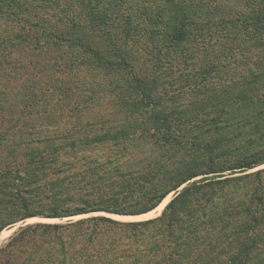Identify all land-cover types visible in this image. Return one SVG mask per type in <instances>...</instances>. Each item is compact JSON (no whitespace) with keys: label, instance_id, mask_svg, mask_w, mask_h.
Returning <instances> with one entry per match:
<instances>
[{"label":"trees","instance_id":"trees-1","mask_svg":"<svg viewBox=\"0 0 264 264\" xmlns=\"http://www.w3.org/2000/svg\"><path fill=\"white\" fill-rule=\"evenodd\" d=\"M32 1L0 0L19 31L8 42L112 87L96 80V121L69 141L0 131V233L35 217L140 216L173 196L144 221L25 225L0 264H264V0H44L51 14ZM234 51L251 69L211 87Z\"/></svg>","mask_w":264,"mask_h":264},{"label":"rangeland","instance_id":"rangeland-1","mask_svg":"<svg viewBox=\"0 0 264 264\" xmlns=\"http://www.w3.org/2000/svg\"><path fill=\"white\" fill-rule=\"evenodd\" d=\"M46 1L49 2L48 0ZM214 1L217 3L221 2V0ZM57 2L59 3V7H62L63 9L67 0H58ZM32 4L36 5L35 7L33 6L34 11L38 10L39 12H48L50 14L55 13V10H52L50 4H47V7L45 8H41V6L45 4L44 0H34L32 1ZM50 23L59 25L58 23H53V20H51L46 23L49 28ZM13 25L0 19V131L20 129L22 134L32 136H37L34 134H40L41 136L46 137L57 132L61 133V136L65 140L69 141L71 139L68 136L70 130L86 121H96V108H99L100 105L99 101L96 103V95L99 96V93L96 94V91L99 92V87H96V80L107 85L108 89V87L111 86L109 85L110 76L106 77L104 74L98 75L94 69H92V71L90 69L85 76L81 73L73 76L66 75L59 73L56 68L52 69V67L45 69L47 67L46 61H48L51 66L54 65L57 67V64L60 65L62 63V57L56 55L53 58L51 50L47 47H40L37 51H32L31 47L28 46H26V48L29 50L14 48V46L8 42L11 41L9 40L11 36L18 34L17 32H19L14 27L15 25ZM12 41L15 42V38L12 39ZM4 45L5 47H3ZM218 49L219 47L216 48V51ZM235 54L236 51L233 52L236 59L234 57L231 60L227 59L223 62V69L225 71L222 74L223 77H216L209 81L211 87L219 88L220 85L230 84L231 81L236 79V77L245 75L248 70L251 69L250 64H243V58H239V54ZM77 82H83L84 84L82 87L75 88ZM214 83H216V85H214ZM46 86L49 90V96L48 93L45 95L43 93ZM60 86L62 88L71 86L73 92L69 93L70 96H63L61 93L62 90H59ZM166 89H169L168 84ZM172 92L171 88L168 93L171 94ZM106 94L107 93L104 91H100L102 97L105 98ZM191 95H193V93H188L186 95L182 94L177 97L180 101H178L175 106L186 108L190 103ZM185 99H187V101H185ZM193 100L194 98L192 99V102H194ZM112 102H110V104ZM103 103L108 104L107 100L103 101ZM111 105L113 106V104ZM104 106L100 107L102 108ZM101 108L99 109L98 114L112 110L108 107ZM78 114L82 117L81 119L76 118ZM1 168L2 166L0 165V169ZM263 168L264 165L255 170ZM172 196L173 194L169 195V199L164 203L161 209L155 211L152 216L142 218L135 217L128 219L127 221L116 219L115 217H112V215L104 213H93L73 218H65L62 220L45 219L40 217L30 218L5 228L0 233V247L13 237L20 227L34 223L60 224L69 220L77 221L92 216H104L121 223L153 219L160 216Z\"/></svg>","mask_w":264,"mask_h":264},{"label":"bare ground","instance_id":"bare-ground-1","mask_svg":"<svg viewBox=\"0 0 264 264\" xmlns=\"http://www.w3.org/2000/svg\"><path fill=\"white\" fill-rule=\"evenodd\" d=\"M168 199H169V197L166 198V199H164V201L162 202V204H160L159 207H157L154 211H151V212H149V213H147V214H144V215H140V216H115V215H112V217H115L116 219H119V220H126V221H127L128 219L135 218V217H137V218H142V217L152 216L153 213H154L155 211H158L159 209H161V207L164 205V203H165ZM155 214H156V213H155Z\"/></svg>","mask_w":264,"mask_h":264}]
</instances>
